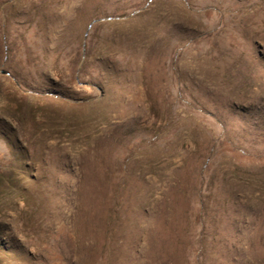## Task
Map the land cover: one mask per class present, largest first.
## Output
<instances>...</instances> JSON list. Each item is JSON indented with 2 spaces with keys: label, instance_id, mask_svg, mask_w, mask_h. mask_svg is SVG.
I'll return each instance as SVG.
<instances>
[{
  "label": "rangeland",
  "instance_id": "rangeland-1",
  "mask_svg": "<svg viewBox=\"0 0 264 264\" xmlns=\"http://www.w3.org/2000/svg\"><path fill=\"white\" fill-rule=\"evenodd\" d=\"M0 264H264V0H0Z\"/></svg>",
  "mask_w": 264,
  "mask_h": 264
},
{
  "label": "trees",
  "instance_id": "trees-1",
  "mask_svg": "<svg viewBox=\"0 0 264 264\" xmlns=\"http://www.w3.org/2000/svg\"><path fill=\"white\" fill-rule=\"evenodd\" d=\"M214 156V149H209L204 157V163L205 161L208 163L212 157ZM197 181H198V188H201L203 186L204 183V170L199 171L198 175H197ZM199 191V190H198ZM201 191V190H200ZM196 197V204L199 207V211L201 212L202 210V199H201V192H198ZM203 233H199V236H201ZM200 257V255L198 256V258Z\"/></svg>",
  "mask_w": 264,
  "mask_h": 264
},
{
  "label": "water",
  "instance_id": "water-1",
  "mask_svg": "<svg viewBox=\"0 0 264 264\" xmlns=\"http://www.w3.org/2000/svg\"><path fill=\"white\" fill-rule=\"evenodd\" d=\"M90 26H91V24L88 25V27H87V29H86V32H87V30L90 28ZM86 34H87V33H85L84 38H85Z\"/></svg>",
  "mask_w": 264,
  "mask_h": 264
}]
</instances>
